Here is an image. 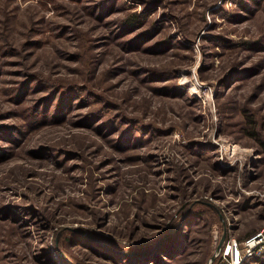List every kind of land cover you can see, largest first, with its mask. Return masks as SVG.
Returning <instances> with one entry per match:
<instances>
[{"label":"rangeland","instance_id":"1","mask_svg":"<svg viewBox=\"0 0 264 264\" xmlns=\"http://www.w3.org/2000/svg\"><path fill=\"white\" fill-rule=\"evenodd\" d=\"M262 229L264 0H0V264H212Z\"/></svg>","mask_w":264,"mask_h":264},{"label":"built area","instance_id":"2","mask_svg":"<svg viewBox=\"0 0 264 264\" xmlns=\"http://www.w3.org/2000/svg\"><path fill=\"white\" fill-rule=\"evenodd\" d=\"M263 248L264 229L259 230L243 242L231 237L215 252L212 264H239L245 258L261 252Z\"/></svg>","mask_w":264,"mask_h":264},{"label":"water","instance_id":"3","mask_svg":"<svg viewBox=\"0 0 264 264\" xmlns=\"http://www.w3.org/2000/svg\"><path fill=\"white\" fill-rule=\"evenodd\" d=\"M222 243L219 245V248L221 247Z\"/></svg>","mask_w":264,"mask_h":264}]
</instances>
